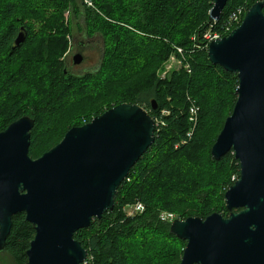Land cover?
Listing matches in <instances>:
<instances>
[{
    "label": "trees",
    "instance_id": "obj_1",
    "mask_svg": "<svg viewBox=\"0 0 264 264\" xmlns=\"http://www.w3.org/2000/svg\"><path fill=\"white\" fill-rule=\"evenodd\" d=\"M84 1L0 0V132L22 117L32 118L29 155L38 159L70 129L117 105L145 109L163 125L156 129L154 144L119 187L114 210L74 238L87 250L88 264H179L186 242L171 234V223L161 214L180 220L228 216L225 194L240 176L232 152L218 161L211 156L237 100V76L211 64L205 38L197 48L199 42L191 39L210 28L227 36L224 25L230 15L244 8L243 20L257 0H228L217 21L210 19L211 0H89L91 8L80 4ZM66 11L84 16L89 36L104 37L94 71L73 74L62 58L71 33ZM36 25L42 27L41 37ZM21 32L25 40L17 46ZM174 45L183 49V67L160 80L157 70ZM77 102L80 106H73ZM192 103L199 107V118L188 139ZM83 112L87 117L73 123L72 117ZM136 203L144 207L141 214L123 212ZM34 236L24 214L13 216L5 255L14 264H25ZM168 244L173 248L165 249Z\"/></svg>",
    "mask_w": 264,
    "mask_h": 264
},
{
    "label": "water",
    "instance_id": "obj_2",
    "mask_svg": "<svg viewBox=\"0 0 264 264\" xmlns=\"http://www.w3.org/2000/svg\"><path fill=\"white\" fill-rule=\"evenodd\" d=\"M211 2L210 19L217 21L228 0ZM24 40L21 32L15 44ZM207 54L238 79L211 156L218 161L232 152L240 176L225 194L228 216L174 220L170 232L186 242L179 264H264V0ZM34 124L25 116L0 132V253L13 216L24 214L35 230L25 264H84L88 252L75 233L114 210L119 187L155 142V121L137 104H120L70 129L38 159L29 155Z\"/></svg>",
    "mask_w": 264,
    "mask_h": 264
},
{
    "label": "rangeland",
    "instance_id": "obj_3",
    "mask_svg": "<svg viewBox=\"0 0 264 264\" xmlns=\"http://www.w3.org/2000/svg\"><path fill=\"white\" fill-rule=\"evenodd\" d=\"M22 1L25 3L27 0H22ZM80 4L81 5L83 4V6H85L87 8L93 7V5L87 6L84 2H80ZM238 9L239 8H236L235 11H237ZM81 10L83 11V8H81ZM233 13L230 15L229 19L227 20L228 22H229L230 18L232 17ZM64 19L66 20L67 24L71 28L70 29L71 33L69 34V36L67 38L69 40L70 46L68 45V48L62 54V56H63L62 58L65 59V61L67 62L68 70L71 73L76 74V75H82L88 71H94L96 68H98L100 61H101L103 43H105L104 39H103L104 38L103 35L100 33H96V34L89 36L88 32H87L85 20H84L85 18L83 15L76 17L75 15H73L71 13V11H66L64 14ZM228 22L226 24H228ZM33 23H38V22L34 21ZM226 24L224 25V28L226 27ZM35 30H36L38 36L41 37L42 27H40L39 25H36ZM224 30H226V29H224ZM211 31H212V29L210 28L207 31H205L202 35H197L194 37L192 36V39H191L192 41L195 40L196 42H199L198 44L195 45V48H197L200 45V41H201V47H202V43H203L202 40L205 38V36L210 38L213 35H221L219 33H214ZM180 50L183 51V49L181 47L174 45V49L172 50V52L168 56V59L157 70L158 79L164 80L172 72H175V71L182 69L184 62H183L182 55L179 52ZM33 51H34V49H31L29 51V54H32ZM77 54H81L84 57V60L80 64H74L73 63V57ZM185 56L187 58L189 57L186 54H185ZM79 91H81V90H79ZM79 91H78V93H79ZM74 97L79 99L78 96H74ZM61 102H63V100ZM61 102H60V104H61ZM73 106H80V104L77 102ZM93 114L94 113H92V115ZM166 114H167V112H166ZM86 115L87 114H84V112L77 114V115H74L72 117V122L73 123L79 122L82 117H87ZM162 115H165V111L162 112ZM158 126H163V125L160 123ZM210 136L212 137V134H210ZM57 138L58 137H54L55 140L52 141V143H55ZM148 161L151 162L150 160H148ZM148 165H150V164H148ZM133 205H135V204H129L126 207H124L123 212L126 215H127V213H130ZM170 214L175 218V220H180V219H178V217L175 214H172V213H170ZM138 241H139V243L140 242L142 243L145 241V238H138ZM152 248H153L152 250L155 249L154 247H152ZM168 248L172 249L173 246H169V244H168V246H165V249H168ZM0 264H14V263L12 262V260L9 259V257L7 255H5V253H0Z\"/></svg>",
    "mask_w": 264,
    "mask_h": 264
},
{
    "label": "built area",
    "instance_id": "obj_4",
    "mask_svg": "<svg viewBox=\"0 0 264 264\" xmlns=\"http://www.w3.org/2000/svg\"><path fill=\"white\" fill-rule=\"evenodd\" d=\"M84 3L87 6H92L91 1L89 0H85ZM245 13L244 8H239L237 11H235L232 15V17L230 18L228 24H226L225 27V33L229 34L231 31H233L235 28L239 27V25L242 23V16ZM223 36L221 35H213L210 38L205 36V40L207 41V44L211 43L213 40L216 39H221ZM182 53V50L179 51ZM183 58V55H182ZM184 59V58H183ZM187 69H189L187 66L185 67ZM188 73H190V70H187ZM188 116H189V121L192 124V128L191 131L187 134V138L190 139L194 133V130L197 126L198 123V118H199V107L192 103L190 105H188ZM155 121V125H156V129L158 127V125L160 124L159 121L154 120ZM144 211V207L141 203H136L135 205L132 206V210L130 213H127L128 216H134L136 214H141ZM161 220L166 221V222H170L172 223L175 218L170 214V213H162L160 216ZM84 264H88V258L87 260L84 262Z\"/></svg>",
    "mask_w": 264,
    "mask_h": 264
},
{
    "label": "flooded vegetation",
    "instance_id": "obj_5",
    "mask_svg": "<svg viewBox=\"0 0 264 264\" xmlns=\"http://www.w3.org/2000/svg\"><path fill=\"white\" fill-rule=\"evenodd\" d=\"M81 45V44H80ZM82 46V45H81ZM83 60H84V57H83Z\"/></svg>",
    "mask_w": 264,
    "mask_h": 264
}]
</instances>
